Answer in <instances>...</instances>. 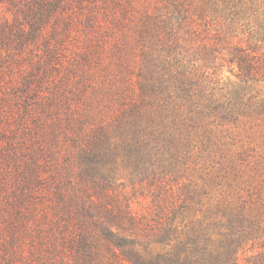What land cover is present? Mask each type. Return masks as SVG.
I'll list each match as a JSON object with an SVG mask.
<instances>
[{"label": "trees", "instance_id": "trees-1", "mask_svg": "<svg viewBox=\"0 0 264 264\" xmlns=\"http://www.w3.org/2000/svg\"><path fill=\"white\" fill-rule=\"evenodd\" d=\"M205 3H221L230 18L238 13L239 0H155L150 9L149 0H25L27 26L3 21L1 34L19 47L40 40L46 54L30 58L19 93L14 90L21 99L17 119L2 131L0 264H236L235 251L246 239L250 249L264 245L258 217L245 223L229 215L214 223L213 235L202 220L197 227L185 222L192 192L174 197L156 184L144 212L117 189L123 185L115 180L120 155L133 168L131 180L156 182L142 118L168 109L174 92L188 97L193 110L197 58L181 40L194 33ZM76 12L83 15L84 42L60 73L52 62L61 41L53 23L62 21L68 32ZM207 47L212 52L216 45L201 46ZM134 54L138 59L130 61ZM250 61V53L237 48L244 74ZM110 109L112 120L105 122ZM178 119L188 125L194 116ZM250 264H264V250Z\"/></svg>", "mask_w": 264, "mask_h": 264}, {"label": "rangeland", "instance_id": "rangeland-1", "mask_svg": "<svg viewBox=\"0 0 264 264\" xmlns=\"http://www.w3.org/2000/svg\"><path fill=\"white\" fill-rule=\"evenodd\" d=\"M154 2L149 0V9ZM24 3L0 0V31L4 20L18 19L21 26H27ZM204 6L207 10L203 19L197 20L194 33L181 40L197 58V84L191 91L193 110L188 107L190 99L177 96L169 84L174 92L169 108H156L141 120L154 147L150 149L154 158L150 167L158 173L155 184L139 177L131 180L133 168L122 155L116 160L115 180L123 184L117 189L132 197V206L144 212L150 207L147 193L156 184L174 197L186 191L194 193L196 198L185 222L192 221L197 227L202 220L215 235L214 223H225L229 215H241L245 223L258 217L264 225V0H239L235 7L238 13L232 18L221 3L217 8L208 3ZM248 6L250 10L243 11ZM82 17L79 12L73 13L68 32L63 30L62 21L53 23L61 41L55 50L58 58L52 62L60 73L65 72L64 67L84 42ZM51 29L47 24L43 31L48 36ZM11 37L0 33V152L6 141L2 133L14 126L21 107V99L16 100L14 93L31 68L30 58L35 62L46 54L40 40L19 47L9 40ZM205 44L216 47L211 52L208 47L201 48ZM237 48L250 53L249 74H244L237 63ZM138 57L134 54L130 61ZM128 77L135 79L134 74ZM100 97L97 94L95 100ZM189 113L194 121L183 124L178 118ZM112 116L113 109L106 111L104 121H111ZM251 243L249 238L237 247L236 264H250L252 257L264 250V245L250 249Z\"/></svg>", "mask_w": 264, "mask_h": 264}]
</instances>
